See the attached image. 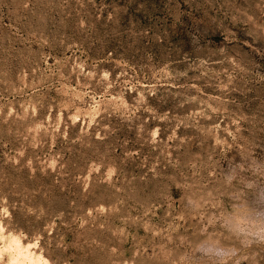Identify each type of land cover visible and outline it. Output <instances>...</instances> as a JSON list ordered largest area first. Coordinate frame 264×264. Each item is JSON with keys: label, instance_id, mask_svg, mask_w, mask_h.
<instances>
[{"label": "rangeland", "instance_id": "obj_1", "mask_svg": "<svg viewBox=\"0 0 264 264\" xmlns=\"http://www.w3.org/2000/svg\"><path fill=\"white\" fill-rule=\"evenodd\" d=\"M264 0H0V264H264Z\"/></svg>", "mask_w": 264, "mask_h": 264}, {"label": "clouds", "instance_id": "obj_2", "mask_svg": "<svg viewBox=\"0 0 264 264\" xmlns=\"http://www.w3.org/2000/svg\"><path fill=\"white\" fill-rule=\"evenodd\" d=\"M238 231L248 238L247 242L252 240L264 241V217L257 219H248L240 217L238 219Z\"/></svg>", "mask_w": 264, "mask_h": 264}]
</instances>
